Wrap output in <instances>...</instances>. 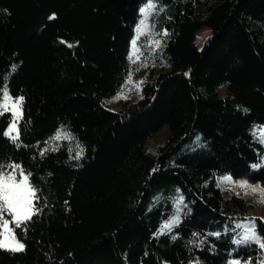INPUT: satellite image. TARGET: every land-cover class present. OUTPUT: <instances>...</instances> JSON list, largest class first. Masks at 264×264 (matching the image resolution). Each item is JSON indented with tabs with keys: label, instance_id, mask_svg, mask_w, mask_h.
<instances>
[{
	"label": "trees",
	"instance_id": "trees-1",
	"mask_svg": "<svg viewBox=\"0 0 264 264\" xmlns=\"http://www.w3.org/2000/svg\"><path fill=\"white\" fill-rule=\"evenodd\" d=\"M150 1L0 0V104L4 90L24 98L15 141L0 108V170L38 197L20 227L3 211L24 250L0 247V264H264V219L262 242L237 243L254 206L217 177L264 184V0H153L162 45L145 34L135 60ZM142 73L137 98L113 108Z\"/></svg>",
	"mask_w": 264,
	"mask_h": 264
},
{
	"label": "rangeland",
	"instance_id": "rangeland-1",
	"mask_svg": "<svg viewBox=\"0 0 264 264\" xmlns=\"http://www.w3.org/2000/svg\"><path fill=\"white\" fill-rule=\"evenodd\" d=\"M153 4V0H151L148 4H143L141 7V16L139 18V21L137 23L136 29H135V35L132 39V55L135 60H139L143 58L141 47L139 46V42L145 34L150 35V51L154 52L155 50H159L162 45L161 37L152 33L151 24L149 20V15L151 12V6ZM212 29L209 26H203L197 31L196 34V44L198 47L202 48L206 39L211 35ZM158 42V43H157ZM145 80V73H142L138 76L130 77L127 81V83L124 85L121 91H119L117 94H115L112 98L108 99V102L111 104L113 108H117L119 105L124 103L128 100H135L137 96L139 95V88L140 85ZM7 91V90H6ZM7 93L11 97V101L8 102V110H10L13 114V120L11 121L9 129L12 128L13 123L16 125V129L19 132L18 128V121L21 116V104H19L18 109H13L12 105L13 103L18 101L19 97L12 96L8 91ZM5 101L2 99L1 104H3ZM257 130L262 134V138L264 139V124H261V126L257 127ZM170 128L168 125H164L161 127L155 134H153L148 142L147 147H151L159 143L161 140H163L165 137H167L170 134ZM13 136L17 135V131L12 132ZM24 176H27L26 174H22V176L18 179H15L17 183H19L21 180H23ZM28 177V176H27ZM218 181L220 185L222 186L223 190L226 192V195H230L232 193H237L243 195L247 201L253 204V212L252 216L240 219L238 221V225L240 227V235L236 236V242L238 241H247L244 240L245 236L251 237L254 233L255 239L249 238L248 240H254L258 242H262L261 235L257 231V225H256V217H261L264 219V184H261L259 182H251L247 180L246 178H237L234 177L229 172H223L221 174L217 175ZM28 184L31 186L28 178ZM247 186H242V185ZM32 187V186H31ZM253 189H257L256 191H253ZM35 205V199L33 201ZM175 218L167 220L163 226L161 227V230L166 231L164 226L166 224H171V226L174 224L172 221ZM8 227L12 229L13 231L8 232L4 229V227L0 230V241H4L6 244L10 246H15L17 242L23 243L14 232L13 227L11 226L10 220H7ZM241 243V242H240ZM232 261L234 264H251L248 259H243L240 257H234L232 258Z\"/></svg>",
	"mask_w": 264,
	"mask_h": 264
},
{
	"label": "snow or ice",
	"instance_id": "snow-or-ice-1",
	"mask_svg": "<svg viewBox=\"0 0 264 264\" xmlns=\"http://www.w3.org/2000/svg\"><path fill=\"white\" fill-rule=\"evenodd\" d=\"M158 43V42H157ZM3 99L4 103L0 104V108H3L5 111L8 110V102L11 101V97L7 93L6 90L3 91ZM23 97H19L18 101L13 103V109H18L19 104H22ZM17 131V135L13 136L12 132ZM6 136H10L13 141L18 138V130L16 129L15 123H13L12 128L4 133ZM70 139L71 137L67 134L58 133L55 139ZM43 154V153H41ZM79 158V156H77ZM13 169L20 168V165H11ZM242 186H247L242 185ZM257 189H253L256 191ZM34 199H38L36 196V190L33 189L28 184V177L24 176L23 180L19 183L16 182L14 175L5 176L0 170V220H2L3 211L7 210L11 216L12 220L15 223L16 227H20L22 224L31 220L32 216L36 214L38 209L35 208L33 203ZM8 221L3 220L2 227L8 232L13 231L8 227ZM172 223H178V220H173ZM166 229L171 227V224H166L164 226ZM249 238L255 239L254 233L251 237L245 236L244 240H248ZM243 241H238V243ZM264 247V244L261 245ZM0 247L9 248L11 251H23L24 245L22 243L17 242L15 246H10L6 244L4 241H0Z\"/></svg>",
	"mask_w": 264,
	"mask_h": 264
}]
</instances>
